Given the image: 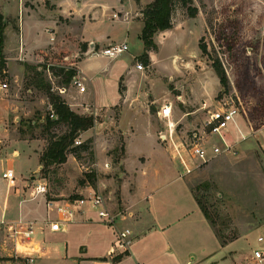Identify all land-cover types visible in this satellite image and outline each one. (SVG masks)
<instances>
[{
	"label": "rangeland",
	"instance_id": "1",
	"mask_svg": "<svg viewBox=\"0 0 264 264\" xmlns=\"http://www.w3.org/2000/svg\"><path fill=\"white\" fill-rule=\"evenodd\" d=\"M115 1L117 0H85L84 8L94 9L95 11L90 10L91 13L100 15L105 12V5H113ZM137 2L140 4L142 0ZM0 3L7 4L6 12L9 14H18L17 0H0ZM193 4L198 7L196 17H190L181 3L176 4L173 25L178 24V27L165 37L159 35L162 50L155 56V67L146 65L142 57L134 60V53H140L144 46L140 37L134 35V31L130 32L127 42L129 50L113 58V64L129 73L132 65L143 63V73L149 76V79H143L147 81L145 84L140 80L139 84H144L149 96L156 95L160 102L165 99L163 102L172 104L170 118L158 113L163 102L156 103L153 107L152 120L158 141L162 142L160 136L168 133L169 121L174 123L173 137L180 146L181 140H185L194 131L202 130L211 110L221 106L237 107L241 114L238 119L246 138H242L232 125L225 130L224 135L231 143H238V153L218 155L208 162L201 163L180 148L191 168V172L183 176L194 198L201 202L213 220L212 226L220 242L228 243L241 239L238 246L244 254L245 263L263 264L253 258V248L259 244L257 236L264 235V114L261 108L264 107V0H193ZM125 5L130 7L128 1H125ZM63 12L66 13L65 8ZM55 19V15L41 19L36 15L25 17L24 24H20L22 44L24 38L28 49L44 45L48 32L58 27ZM19 20H9L8 23L11 24L5 27L4 43L0 50V63H4V67L0 66V80L7 81L10 86L9 91L0 97V174L2 166L14 167L16 174L27 180L29 186L39 183L35 180H41L46 184L50 198L71 200L85 196V192L80 193V190L86 187L87 182L90 183L87 174H95L97 179L101 178L106 182L104 197L109 205L122 206V184L131 188L132 180L121 163L125 156L126 140L114 119L118 118L115 113L112 114V120L107 121L106 114L97 116L96 111L89 108L82 111L98 118L93 128L98 131V138L104 143L103 156L106 154V159L112 166L109 173H105L99 165L100 159H103L102 151L99 149L100 156H96L94 137H90L93 139V156L82 152L80 159L51 166L45 174L37 168L38 158L50 137L42 125L45 124V116L51 109L47 90L51 88L52 92L60 94L57 86H63V78L55 73L60 67L76 66L78 60L84 56V51L81 45L80 49L76 50V45H71L72 39L67 37L64 39L67 45L59 48L56 56L36 55L33 60L27 59L26 56L21 57ZM91 30L93 34L103 36L111 31L117 36V40L127 34L123 24L117 25L108 18L98 21ZM200 42L206 44L208 53H203ZM99 44L102 48L106 47L108 42ZM4 46L10 52H5ZM155 50H158V47ZM8 57H12V60ZM214 59H219L225 68L227 87L222 86L212 66ZM99 60L105 61L104 58ZM130 76L134 81V73H130ZM246 77L253 79L254 84L243 92L239 84ZM119 80L113 77L103 80L99 77L95 84L101 93H113V88L118 87ZM64 86L68 90L72 84ZM121 86L123 87V82ZM76 99L75 101H79L80 97ZM105 100L109 101L110 98L106 97ZM188 111L194 113L185 115L184 112ZM251 111L256 117L250 123L245 115ZM130 125H134V113L125 109L122 126L127 128ZM252 125L260 127L257 130L253 129ZM65 130L64 125L53 128L56 134ZM50 133L52 134V131ZM88 134L91 132L85 135ZM79 138L82 141L87 140L81 136ZM206 138L209 140L210 137ZM213 139L222 142L218 136ZM127 141L128 153L132 156L138 145L134 143V136H130ZM167 142H163V145H171L169 140ZM14 150H19L20 155L15 156ZM177 187H170V190L175 192L173 198L189 212L195 205L192 193L189 189L178 192ZM118 211L120 208L115 207L114 212ZM181 226L188 239L191 238L193 230L200 229L190 220L184 221ZM195 256L198 257L199 253L195 252Z\"/></svg>",
	"mask_w": 264,
	"mask_h": 264
},
{
	"label": "crops",
	"instance_id": "2",
	"mask_svg": "<svg viewBox=\"0 0 264 264\" xmlns=\"http://www.w3.org/2000/svg\"><path fill=\"white\" fill-rule=\"evenodd\" d=\"M17 1L19 9L17 15L6 12L7 4L0 3V11L4 15L6 25L11 24L8 23L10 19H20L19 53L22 57L26 56L27 59L33 60L40 52H52L53 55L50 54V57L56 56L57 50L67 45L64 41L67 37L72 39L71 45H76V50H79L81 45L84 56L74 67L86 90L82 92L78 87H71L62 94L63 98L80 114L86 113L82 111L89 108L96 111L97 116L106 114L107 121L112 120V114L118 115V118L114 117V119L126 140L125 156L121 163L128 173L127 176L132 180V186L128 188L126 184H122L120 192L122 206H110L106 201V206L110 210L114 211L115 207L120 208L118 212L123 214L115 224L108 225L98 216L100 207H94L90 201L80 203L81 198L75 200L50 198L47 192L36 194L34 192L36 184L29 186L28 181L17 175L16 171L15 179L4 178L2 173L9 167L2 166L0 264H27L25 257L28 254L35 257V261L30 264H246L244 254L238 246L241 239L222 245L182 174L183 166L180 160L174 157L170 146L158 141L152 120V107L160 102V98L155 94V97L149 96L146 92L144 84L147 83L149 76L138 70L136 65H132L129 73L120 70L113 64L115 59L102 53L105 47L100 48V42H108L107 46L118 41L128 42L131 31L140 37L144 27L142 8L153 0H142L140 4L137 0H117L113 5H105V12L100 15H93L91 11H95L94 9L84 8L85 0ZM125 1H128L130 7L125 5ZM63 8L66 13L63 12ZM34 15L40 19L55 15L58 27L48 32L49 37L47 36L44 45L28 49L24 38L22 44L20 24L22 22L24 24L25 17L30 18ZM102 17L108 18L117 25L125 26L127 34L121 38L122 40H117V36L111 31L105 36L93 34L91 29L98 21L104 19ZM177 27L178 24H174L172 28L156 33L158 50L148 52L151 67L156 66L155 56L162 50V42L158 40L159 35L165 37ZM84 44L86 47L83 49ZM4 49L5 52H10L6 46ZM144 52L145 45L140 53H134V60L141 57ZM8 58L12 60V57ZM99 58H104L105 61ZM130 73H134V81L131 80ZM99 77L103 80L112 77L116 80L120 79L119 85L117 88L114 86L113 93L107 91L101 93L95 84ZM140 80L144 81V84L140 85ZM121 82H123L122 91H120ZM77 97H80L79 101H75ZM106 97L110 100H105ZM164 100L162 99L160 103ZM125 109L134 113V125L127 128L122 126ZM191 113L194 111L184 112L185 115ZM237 120L238 126L231 127L236 131L239 128L244 133L241 122ZM88 132L91 134L85 135ZM97 133L98 131H94L92 127L83 131L80 136L83 139L94 137L96 156H100L99 149L102 151L103 159L99 160V165L105 173H109L112 166L106 159V154L103 156L104 143L98 138ZM130 136H134V143L138 145L132 156L128 153L127 145ZM214 142L216 140H210V143ZM235 144L237 146L238 143ZM76 160L71 154L65 164ZM41 166L39 157L37 168ZM35 182L45 184L41 180ZM87 183L86 187L80 190V193L85 192L84 197H89L93 191L103 193L104 196L106 186L104 179L98 178L94 184ZM174 185L178 186L176 189L178 192L189 189L192 193L195 205L189 212L173 198L175 192L170 190V187ZM104 198L106 200V197ZM59 207L64 208L65 212L60 211ZM186 220L196 223L200 228L191 232L190 239L181 226ZM28 226H32L34 230L30 242L23 233L14 234L11 230V227H14L22 231ZM123 228H130L132 231L129 250L125 254L114 249V241ZM260 236L264 237L263 234H259L257 240ZM258 242L253 250L264 248V241L258 240ZM195 252L199 253L198 257L195 256Z\"/></svg>",
	"mask_w": 264,
	"mask_h": 264
},
{
	"label": "trees",
	"instance_id": "3",
	"mask_svg": "<svg viewBox=\"0 0 264 264\" xmlns=\"http://www.w3.org/2000/svg\"><path fill=\"white\" fill-rule=\"evenodd\" d=\"M177 3H181V5L187 9L188 15L190 17L197 16L198 7L193 4V0H153L142 8L144 27L142 29L140 38L144 41L145 52L141 55V57L144 59L146 65H150L151 63L148 52L150 50L157 49V44L155 42L156 33L173 27V14ZM5 27V18L3 13L0 11V50L4 43ZM199 46L203 53H208L206 44L200 42ZM84 47H86L85 44L83 45V49ZM46 54H49L47 57H50V54L53 55L52 52H40L38 56H46ZM0 66L4 67V63L1 62ZM212 66L215 69L222 86L227 87L228 77L222 62L219 59H214ZM51 68L53 69L54 66ZM55 74L62 76V85H69L74 76L77 75V69L75 67H60ZM253 84V79L250 80L246 77L241 80L239 87L243 90V92H245L247 89L251 88ZM122 89L123 87L120 83V91H122ZM47 93L50 100L51 109L45 116V124L42 125L46 131H48L50 137L46 148L43 150L40 156V164L42 165L41 172L44 174L51 166L65 163L69 154L74 155L76 159L81 158L82 152H88L93 156L94 152L91 146V143L93 142L92 138L82 141V143L77 145L75 144V140L79 138L83 131L93 127L98 120V118L93 114H80L74 111L67 101L60 94L52 92L51 88H48ZM261 108L264 114V107ZM52 112L54 113V118H51L50 116ZM245 117L247 118V121L251 123V121L255 120L256 114L251 111L248 113V115L246 114ZM57 125H64L66 130L61 134H56L53 132V128ZM252 127L253 129L258 130L260 125H256L255 127L252 125ZM50 131H52V134ZM87 177L92 184H94L97 179L95 174H87ZM195 199L203 211L205 218L211 225H214L213 220L211 219L208 212H206L201 202L197 198ZM222 243L226 244L227 242L223 241Z\"/></svg>",
	"mask_w": 264,
	"mask_h": 264
},
{
	"label": "built area",
	"instance_id": "4",
	"mask_svg": "<svg viewBox=\"0 0 264 264\" xmlns=\"http://www.w3.org/2000/svg\"><path fill=\"white\" fill-rule=\"evenodd\" d=\"M115 16H117L115 14ZM129 50V45L127 42H120V43H112L109 44L102 50V53L106 56L111 58L118 57ZM22 57V56H21ZM22 59V58H21ZM136 68L138 70L144 71L145 67L143 63L137 62ZM72 87H78L80 91H85L86 87L83 84L82 80L76 75L71 81ZM10 86L9 83L5 80H0V97L5 92L9 91ZM57 90L60 94H64L67 91V88L63 86H57ZM159 115L163 117L170 118L172 114V104L165 103L161 105L159 109ZM51 118H54V113L50 114ZM241 116L239 110L235 105L230 106H221L217 109L210 111L209 118L205 121V124L202 130L194 131L192 135H188L185 140L180 141V146L177 144L175 138L173 137V125L171 121L168 124V133L163 134L160 136V139L163 142H169V145L173 151V155L175 158H178L183 166L182 174H187L191 172V168L189 167L184 155L183 151L185 150L192 159H195L201 163L208 162L215 156L223 155V154H237L238 151L236 150L235 142L231 143L229 139L224 135V132L229 126L234 125L238 126V118ZM238 132L242 135V138H246V135L242 132L241 129L237 128ZM214 136H218L222 142H214L210 143V140L213 139ZM206 137H210L209 140ZM82 143L80 138L75 140V144ZM168 143V142H167ZM182 150H181V149ZM264 152V148H263ZM13 154L15 156H19V150H14ZM3 177L6 179H15L16 174L13 168H7L3 173ZM34 192L36 194L39 193H46L47 187L45 184H36L34 186ZM86 201H90L94 207H100L98 211V216L102 222L105 224H115L118 218H122V212L115 213L114 211L110 210L106 206V200L101 193L98 192H91L89 197H83L79 200L80 203H85ZM60 211H64L65 209L59 207ZM71 214V212H69ZM11 230L14 234L23 233L24 237L30 242L32 240L31 236L34 233L32 226H28L25 230L19 231L14 227H11ZM132 231L130 228H123L121 229L117 237L114 241V249L121 254H125L129 250V244L131 239ZM260 242L264 241V237L260 236L258 238ZM26 258L27 264H30L35 261V257L31 254H28ZM253 258L260 263L264 264V248H256L253 250Z\"/></svg>",
	"mask_w": 264,
	"mask_h": 264
},
{
	"label": "water",
	"instance_id": "5",
	"mask_svg": "<svg viewBox=\"0 0 264 264\" xmlns=\"http://www.w3.org/2000/svg\"><path fill=\"white\" fill-rule=\"evenodd\" d=\"M42 169V166L40 167V170ZM34 177V176H33Z\"/></svg>",
	"mask_w": 264,
	"mask_h": 264
}]
</instances>
